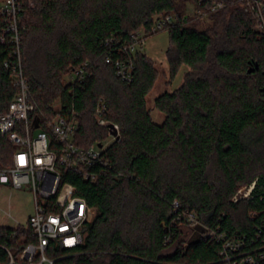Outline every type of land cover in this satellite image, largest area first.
<instances>
[{
	"label": "trees",
	"instance_id": "obj_1",
	"mask_svg": "<svg viewBox=\"0 0 264 264\" xmlns=\"http://www.w3.org/2000/svg\"><path fill=\"white\" fill-rule=\"evenodd\" d=\"M215 1L23 0V70L38 107L50 115L55 103L76 111L81 146L105 143L111 124L119 131L104 150L112 166L95 181L62 172L51 201L59 209L79 197L96 213L79 246L49 250L58 263L224 264L217 239L224 235L244 242L235 259L251 255L255 262L245 264H264V32L239 0L212 11ZM168 14L169 81L188 69L179 87L155 98L165 114L156 123L146 96L159 70L141 48L156 33L155 20ZM135 43L134 51L124 48ZM11 54V45L0 43V110L19 91L4 65ZM117 60L133 63L130 80L118 75ZM78 69L84 75L64 82ZM100 101L107 124L95 116ZM14 149L0 133L1 166ZM253 183L249 197L234 200ZM190 213L198 223L186 238ZM0 230L8 247L26 232L20 247L34 240L23 224ZM7 259L0 249V261Z\"/></svg>",
	"mask_w": 264,
	"mask_h": 264
},
{
	"label": "built area",
	"instance_id": "obj_2",
	"mask_svg": "<svg viewBox=\"0 0 264 264\" xmlns=\"http://www.w3.org/2000/svg\"><path fill=\"white\" fill-rule=\"evenodd\" d=\"M239 1L254 15L256 28L264 32V0ZM225 5L223 0L215 1L211 10H219ZM24 10L23 0H0V43H8L12 47L11 59L5 60L4 65L11 71V76L19 88L8 108L0 110V133L15 147L12 162L7 166L0 165V186L27 187L33 191L35 209L23 227L29 229L34 240L20 247L29 235L26 232L17 238L14 247H8L0 242V249L8 257L7 261H0V264H60L57 262L59 258L49 255V250L79 246L84 239L83 227L91 209L86 201L79 197L71 198L59 209L51 201L58 191L62 172L75 170L84 179L95 181L99 172L105 171L112 163L104 155L108 145L106 142L102 143V146L95 142L87 147L76 143L79 131L76 111L65 112L59 104L58 107H54L55 113L50 115L38 107L23 70ZM189 11L183 15L185 22L189 18ZM172 22L173 15L160 16L151 27V32L166 31ZM141 31L137 33L136 38H142L146 34L144 29ZM124 48L134 51L137 44L125 45ZM111 61L108 57L107 62ZM115 66L121 78L125 80L132 78L134 66L131 61L117 60ZM84 73V69H78L73 71L72 75L75 79ZM104 111L105 104L100 101L96 106L95 116L101 123L107 124L102 117ZM111 136L113 139L119 137L112 134ZM254 184L240 189L234 200L249 197ZM197 223L195 215L190 213L187 215V225L183 227L195 228ZM211 234L216 237L214 233ZM11 236L16 238L17 231L14 230ZM217 239L223 240L224 264L255 262L251 255L237 260L232 254L242 247L244 244L242 239H229L224 235Z\"/></svg>",
	"mask_w": 264,
	"mask_h": 264
},
{
	"label": "rangeland",
	"instance_id": "obj_3",
	"mask_svg": "<svg viewBox=\"0 0 264 264\" xmlns=\"http://www.w3.org/2000/svg\"><path fill=\"white\" fill-rule=\"evenodd\" d=\"M193 6L190 5L188 10L190 14L194 12ZM204 25L200 26L203 27ZM142 33V31H141ZM169 45V34L167 31H158L144 40L142 50L155 60V65L159 70L158 80L150 93L146 96L148 108L151 109L153 120L156 123H162L165 119V114L154 108L155 98L165 91H172L179 87L183 82L187 66H183L178 72L172 83L169 81V65L166 58V49ZM140 48V47H139ZM64 82L74 79L72 74L63 76ZM170 83V84H169ZM56 107L59 103H55ZM113 140L112 136L106 139L109 144ZM34 194L30 188L22 187L15 188L12 185L0 186V227H17L19 224H25L29 216L34 212ZM96 213L95 208L90 209L89 218L91 219ZM185 232L184 237L188 238L194 232L192 226L183 227Z\"/></svg>",
	"mask_w": 264,
	"mask_h": 264
},
{
	"label": "water",
	"instance_id": "obj_4",
	"mask_svg": "<svg viewBox=\"0 0 264 264\" xmlns=\"http://www.w3.org/2000/svg\"><path fill=\"white\" fill-rule=\"evenodd\" d=\"M110 128L112 129V135L118 137L119 136L118 128L114 124H111ZM99 145L102 146V143H99Z\"/></svg>",
	"mask_w": 264,
	"mask_h": 264
}]
</instances>
